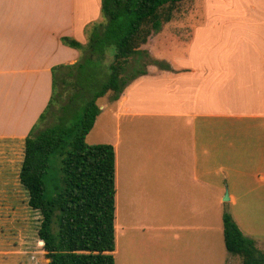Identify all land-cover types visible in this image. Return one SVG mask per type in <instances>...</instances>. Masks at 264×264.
<instances>
[{
  "label": "crops",
  "instance_id": "crops-1",
  "mask_svg": "<svg viewBox=\"0 0 264 264\" xmlns=\"http://www.w3.org/2000/svg\"><path fill=\"white\" fill-rule=\"evenodd\" d=\"M101 5L0 0V142L24 151L51 100L53 68L81 58L62 38L86 45L87 26L103 21ZM181 5L145 46L171 29L175 40L161 52L171 69L137 78L118 101L100 98L91 131L115 149L116 198L129 210L124 222L134 203H144L141 216L149 218L152 202H197L207 225L208 202L218 203L264 252V0ZM116 221L115 240L126 230ZM199 241L203 254L193 264H209L207 236Z\"/></svg>",
  "mask_w": 264,
  "mask_h": 264
},
{
  "label": "trees",
  "instance_id": "trees-1",
  "mask_svg": "<svg viewBox=\"0 0 264 264\" xmlns=\"http://www.w3.org/2000/svg\"><path fill=\"white\" fill-rule=\"evenodd\" d=\"M183 1L102 0L103 21L87 26L86 45L62 38L66 46L81 51V58L53 68V94L24 140L18 174L29 207L41 214L38 236L48 264H116L115 149L111 144L90 145L86 138L100 114V98L112 94V101L120 100L129 84L147 75L150 63L171 69L165 61L150 59L145 46ZM111 48L113 60L107 64ZM61 85L69 92L68 99L54 110ZM49 114L53 124L39 129ZM55 153L64 156L63 176L56 195L48 198L45 178ZM223 236L227 251L239 256L240 264H264V252L227 211Z\"/></svg>",
  "mask_w": 264,
  "mask_h": 264
},
{
  "label": "rangeland",
  "instance_id": "rangeland-1",
  "mask_svg": "<svg viewBox=\"0 0 264 264\" xmlns=\"http://www.w3.org/2000/svg\"><path fill=\"white\" fill-rule=\"evenodd\" d=\"M170 40H175L173 32L165 28L148 46L150 59L168 63L162 54L172 43H169ZM180 40H183L182 36ZM113 51L111 48L107 53V64L113 60ZM147 70L148 73L157 70L168 71L151 63L148 64ZM59 91L61 94L53 106L54 110L65 104L68 99L69 92L64 90L62 85ZM111 95H106L108 100H111ZM53 122L49 114L47 119L39 124V129L49 127ZM98 129H104L103 116L99 120ZM105 140L108 139L103 134L92 131L86 138L90 145L108 144ZM63 159L64 156L60 153L51 156V168L45 178L48 198L56 195L60 185ZM22 160L23 151L17 144L0 142V264H48L49 260L38 236L41 214L29 207L28 194L19 183L18 174ZM143 204L134 203L135 212L124 222L129 210L125 206H122L121 210L119 196L116 198V223L118 228L122 223L121 226L124 225L126 229L120 238L116 236L117 264H193L194 259L203 254L199 240L201 238L204 243L205 236L209 264H223L226 260L230 264L231 259L234 264L241 263L240 257L232 256L226 251L222 240V211L225 210L231 215V209L223 208L219 211L218 203L208 202V219L205 225L197 215L200 207L197 202H192L189 206L183 202L175 203V207L172 203L163 201L152 202L153 209L149 218L141 216L146 212ZM145 220H149L147 227L145 230H139L136 226ZM205 226L209 227L207 233ZM55 231L57 232V228ZM256 248L258 251L262 250L260 246Z\"/></svg>",
  "mask_w": 264,
  "mask_h": 264
},
{
  "label": "water",
  "instance_id": "water-1",
  "mask_svg": "<svg viewBox=\"0 0 264 264\" xmlns=\"http://www.w3.org/2000/svg\"><path fill=\"white\" fill-rule=\"evenodd\" d=\"M226 200H229V197H228V195H226ZM42 244L44 243V242H41Z\"/></svg>",
  "mask_w": 264,
  "mask_h": 264
}]
</instances>
